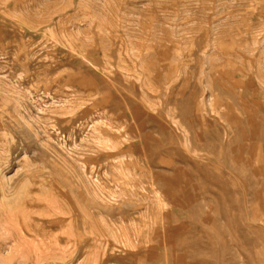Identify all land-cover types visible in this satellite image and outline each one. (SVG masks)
I'll return each mask as SVG.
<instances>
[{"label":"rangeland","instance_id":"obj_1","mask_svg":"<svg viewBox=\"0 0 264 264\" xmlns=\"http://www.w3.org/2000/svg\"><path fill=\"white\" fill-rule=\"evenodd\" d=\"M0 264H264V0H0Z\"/></svg>","mask_w":264,"mask_h":264}]
</instances>
